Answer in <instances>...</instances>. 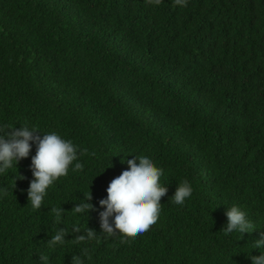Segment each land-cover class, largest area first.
Instances as JSON below:
<instances>
[{
    "label": "trees",
    "instance_id": "1",
    "mask_svg": "<svg viewBox=\"0 0 264 264\" xmlns=\"http://www.w3.org/2000/svg\"><path fill=\"white\" fill-rule=\"evenodd\" d=\"M0 264H264V0H0Z\"/></svg>",
    "mask_w": 264,
    "mask_h": 264
}]
</instances>
